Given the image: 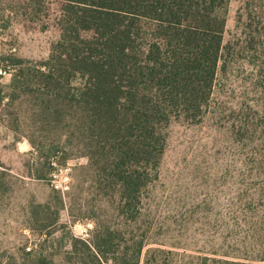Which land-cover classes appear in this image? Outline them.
Here are the masks:
<instances>
[{"label":"trees","instance_id":"obj_1","mask_svg":"<svg viewBox=\"0 0 264 264\" xmlns=\"http://www.w3.org/2000/svg\"><path fill=\"white\" fill-rule=\"evenodd\" d=\"M29 1L47 16L57 3L59 38L37 65L6 56L16 69L0 83V124L12 120L38 155L42 170L29 158L25 178L51 179V137L87 159L96 237L78 238V263L264 264V0H244L227 41L230 0ZM179 124L211 132L216 188L167 218L157 186ZM0 167L1 200L14 176ZM38 207L49 212L31 228L37 249L16 244L0 264H52L62 208Z\"/></svg>","mask_w":264,"mask_h":264},{"label":"rangeland","instance_id":"obj_2","mask_svg":"<svg viewBox=\"0 0 264 264\" xmlns=\"http://www.w3.org/2000/svg\"><path fill=\"white\" fill-rule=\"evenodd\" d=\"M243 4L244 0H230L226 13V41L235 31L237 15ZM45 8V4L29 0H0V83H9L15 74L16 67L3 62L6 56H16L28 66L49 58L51 48L59 38L55 25L59 9L57 3L52 4L47 16ZM1 68H6L8 73H2ZM13 128L15 125L12 120L0 124V164L9 168L14 176L11 177L13 190L10 198H7L9 195L1 194L0 256L5 258V253L19 243H28V248L37 249L32 242H38V238L33 237L31 228L38 229L41 226L38 218L49 212L38 205L49 204L52 209L60 205L59 223L49 229L55 233L47 237L48 250L45 254L52 264H79L78 238L90 240L96 237V219L91 217V213L97 208L94 209L92 195L88 193L90 183L84 182L85 177L80 170V166L87 164V159L78 158V149L69 144L65 151L58 153L55 146L61 139L51 137L49 142L53 145L45 147L46 154H57L53 158L55 163L51 179L37 182L25 178L22 167L29 158L37 166L35 170H42V167H39L38 155L35 156L30 142L26 137L15 136ZM22 128L24 134H31V131L28 133L26 130L34 129L33 126L26 128V124ZM170 133V145L161 168V183L157 186L158 197L164 196V209L170 210L167 218L176 216L175 209L184 207L196 198L201 200L209 189L216 188L215 176L212 173L207 175L210 156L207 148L211 132L179 124L174 125ZM65 141L63 138V144ZM0 169L6 171L2 167ZM106 207L104 203L102 208ZM166 242L158 243L168 248L172 246L168 243L171 241Z\"/></svg>","mask_w":264,"mask_h":264}]
</instances>
